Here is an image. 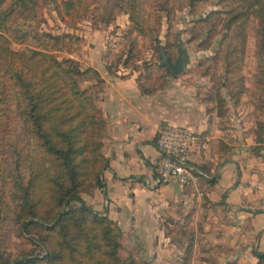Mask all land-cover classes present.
<instances>
[{"label":"rangeland","instance_id":"1","mask_svg":"<svg viewBox=\"0 0 264 264\" xmlns=\"http://www.w3.org/2000/svg\"><path fill=\"white\" fill-rule=\"evenodd\" d=\"M64 1L39 0L37 17L16 13L13 25L29 30L32 35L22 42L9 33L11 46L25 50L39 42L35 37L38 33L44 41L39 44H44L41 46H45L46 51L60 59L85 58L88 49L98 46L108 62L117 65L121 71H136L147 83H160L159 80L169 75L182 76L186 83L195 87L200 99L207 102L208 111H216L219 118L216 123L221 131L212 140L214 150L241 154L240 159L248 161L247 165L254 170L258 161H264V150L260 155L255 148L264 146V77L256 75L259 25L256 16L250 15L246 21L247 42L239 68L242 77L237 86L231 84L232 88L241 87L242 91L236 97L224 86L225 103L221 105L215 87L220 80L225 84L228 78L227 62L218 54L225 32L221 22L216 27V35L209 38V29L199 21L211 10L222 9L220 0H138L137 11L146 19V25L151 24L153 31H141L134 26L130 13L124 9L127 0H78L70 11ZM163 1L167 2L164 8ZM44 32L70 33L72 36L66 35L55 42L53 38L44 37ZM159 43L164 48L168 46L174 58L180 46L189 51L190 62L184 72L165 73L157 49ZM14 64L27 68L21 58ZM2 81L8 101L0 115V196L10 201V172L17 150L27 151L34 157L38 168L43 169L39 180L41 189L52 164L36 139L30 138L24 130V122L9 99L14 86L5 77ZM213 116L210 115L211 124ZM250 159L256 163H251ZM184 191L186 195L181 198L153 204L147 215L141 217L143 223L140 225H119L114 221L120 231V256L123 259L134 258L137 264H264V261L258 263L255 254V250H259L258 239L262 232L251 231L250 216L243 217L238 207L230 211L221 201L222 196L221 200L214 201L206 190L203 195L194 193L192 188L186 187ZM83 192L89 193L81 191V196ZM71 204L79 205L80 201L72 200ZM67 206L64 204L63 207ZM243 206L250 208L246 201ZM98 212L106 215L103 211ZM9 215L0 200V243L14 256L33 245L17 236Z\"/></svg>","mask_w":264,"mask_h":264},{"label":"trees","instance_id":"2","mask_svg":"<svg viewBox=\"0 0 264 264\" xmlns=\"http://www.w3.org/2000/svg\"><path fill=\"white\" fill-rule=\"evenodd\" d=\"M6 1L0 0V115L8 101L2 86V77H5L14 86L9 99L24 122L26 134L36 139L52 166L41 189L39 180L43 169L38 168L27 151L17 150L10 172V201L2 195L0 200L10 213L8 217L17 236L33 247L13 256L0 243V264H137L134 258L126 261L120 256V231L114 220L98 212L80 195L81 191L91 193L104 185L102 172L108 162L103 152L106 121L98 102L104 79L93 66L83 67L78 59H60L46 51V47L41 46L44 44H39L43 41L41 34H35L39 39L37 44L25 50L14 49L9 33L22 42L32 35L29 30L13 25L16 13L37 17L40 2ZM77 2L64 1L69 11ZM162 3V8L167 6V2ZM220 3L222 9L211 10L199 21L209 29V38L216 35V27L221 22L225 32L218 54L227 62L228 78L225 84L220 80L215 87L218 100L224 105V86L236 97L242 91L241 87L236 90L231 84L237 86L242 77L239 68L246 48V21L250 15L259 19L256 75L264 77V0H220ZM137 7L138 0H127L124 9L130 13L137 29L153 31L151 24L146 25V19L140 17ZM42 35L55 42L66 35L72 36L52 32ZM161 46L157 45L159 52ZM165 50L173 60L176 58L166 45ZM20 58L26 69L14 64ZM108 67L118 69L112 63ZM165 73L168 74L167 70ZM87 80L93 82L83 86ZM137 81L144 91L160 86L158 82L147 83L141 74L137 75ZM255 148L263 154V144ZM76 199L80 204L72 205L71 201ZM66 202L68 206L64 208ZM255 254L258 263L264 261V251L255 250Z\"/></svg>","mask_w":264,"mask_h":264},{"label":"crops","instance_id":"3","mask_svg":"<svg viewBox=\"0 0 264 264\" xmlns=\"http://www.w3.org/2000/svg\"><path fill=\"white\" fill-rule=\"evenodd\" d=\"M79 60L82 66L98 69L104 79L98 102L106 121L103 152L108 159L102 172L104 185L92 194L83 192L84 200L119 225H140L153 204L186 195V187L157 170L162 156L156 144L159 129L166 124L183 125L206 143L190 152L191 162L201 171L204 192L214 201L222 196L230 211L238 207L243 217L250 216L251 231L262 232L258 244L264 251V161H258L254 170L240 159L241 154L214 150L212 140L221 131L219 118L216 111H208L195 87L182 76L169 75L159 87L144 91L136 71L109 69L110 62L98 46ZM92 82L87 80L85 85ZM210 115H214L212 124ZM244 201L250 208L243 206Z\"/></svg>","mask_w":264,"mask_h":264},{"label":"built area","instance_id":"4","mask_svg":"<svg viewBox=\"0 0 264 264\" xmlns=\"http://www.w3.org/2000/svg\"><path fill=\"white\" fill-rule=\"evenodd\" d=\"M203 142L202 137L189 127L176 124L163 125L158 132L156 144L162 152L157 161L160 174L175 178L183 187L196 188L204 194L201 171L190 160V152Z\"/></svg>","mask_w":264,"mask_h":264},{"label":"water","instance_id":"5","mask_svg":"<svg viewBox=\"0 0 264 264\" xmlns=\"http://www.w3.org/2000/svg\"><path fill=\"white\" fill-rule=\"evenodd\" d=\"M161 64L165 65L166 70L171 74H180L185 71L190 62L189 51L180 46L178 48V54L173 60L166 52L164 45L160 47ZM67 205V202L65 203Z\"/></svg>","mask_w":264,"mask_h":264}]
</instances>
